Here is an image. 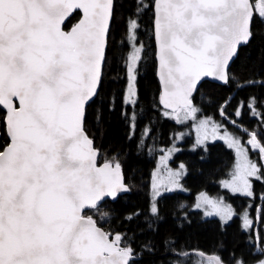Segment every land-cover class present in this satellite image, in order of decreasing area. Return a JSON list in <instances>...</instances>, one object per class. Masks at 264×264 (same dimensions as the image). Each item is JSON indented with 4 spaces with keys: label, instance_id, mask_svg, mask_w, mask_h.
<instances>
[{
    "label": "snow or ice",
    "instance_id": "obj_1",
    "mask_svg": "<svg viewBox=\"0 0 264 264\" xmlns=\"http://www.w3.org/2000/svg\"><path fill=\"white\" fill-rule=\"evenodd\" d=\"M143 7L141 0L138 11ZM150 7L164 115L195 116L206 78L230 82V62L255 37L254 22L264 24V0H151ZM116 10V0H0V264H139L121 234L89 214L107 216L103 202L130 191L119 162L97 165L98 150L84 127L103 85ZM76 12L79 19L66 28ZM138 29L137 19L127 21L134 42ZM141 50L134 47L125 61L126 104L137 103ZM247 107L255 114L254 103ZM247 134L264 160V142ZM230 146L246 157L234 137ZM184 167L169 171L171 188L181 187ZM253 180L264 183V166L247 161L224 187L253 197ZM203 203L212 209L205 215L223 223L232 216L223 201L203 197ZM151 212L158 217L156 204ZM150 254L146 246L140 255ZM234 264L244 261L234 258Z\"/></svg>",
    "mask_w": 264,
    "mask_h": 264
},
{
    "label": "trees",
    "instance_id": "obj_2",
    "mask_svg": "<svg viewBox=\"0 0 264 264\" xmlns=\"http://www.w3.org/2000/svg\"><path fill=\"white\" fill-rule=\"evenodd\" d=\"M140 2L116 0V17L111 23L108 36L103 85L100 94L87 107L84 125L87 136L94 141L95 148L100 152L99 163L119 162L124 182L130 191L116 200L106 199L103 202L102 210L108 213L107 216L89 214L94 215L104 230L119 232L124 243L136 250L139 264H195V259H199L193 253L195 251L216 255L224 264H234V258L242 259L244 263L255 262L260 258V255L255 258L253 256L256 255L253 253L255 238L251 232L246 233L241 229L239 218L222 225L217 219L203 218L189 209L192 196L197 192L204 189L220 193V182L234 165L232 151L221 143L209 145L206 151L181 154L178 159L183 157L187 161L186 186L190 188L191 195L164 196L157 202L158 217L150 211L148 178L154 160L147 158V147L167 146L172 124L170 120L164 119L158 101L159 85L155 77L151 35V0H142L145 7L138 11L137 5ZM78 19L79 12H76L65 27H70ZM129 19H137L139 22L136 33L140 39L136 37V41L145 48V52L138 78L137 103L132 109L127 107L123 111L119 79L123 72V52L126 50L124 37L132 40L126 32ZM253 31L255 37L241 48L239 56L230 67V82L225 85L203 82L195 99L196 107L201 110L200 115L235 133L241 143L246 141L247 133L237 127L247 132H256L258 139L264 142V24L254 22ZM249 103L255 104V114L247 107ZM237 109L241 110L240 116H236ZM127 112H131L137 122L133 131L128 125ZM143 127L149 131L146 137L143 134L140 144ZM4 139L0 135V143ZM191 143L192 140L188 138L184 146ZM255 160L259 162L258 155ZM253 189L257 197L262 196L264 183L254 180ZM184 204H187L185 208ZM263 226L264 209L260 213L258 234V245L261 248L264 247ZM146 246L151 248V254L141 256Z\"/></svg>",
    "mask_w": 264,
    "mask_h": 264
},
{
    "label": "rangeland",
    "instance_id": "obj_3",
    "mask_svg": "<svg viewBox=\"0 0 264 264\" xmlns=\"http://www.w3.org/2000/svg\"><path fill=\"white\" fill-rule=\"evenodd\" d=\"M145 5V4H144ZM127 25V22H126ZM127 32V36L130 34ZM136 35V33H135ZM138 39H140V37H137ZM127 42L130 45V47L126 46V49L130 50V54L129 56L134 52V47H140V44H138L137 41H133L127 38ZM144 54V50L142 49L141 51V57ZM128 58V55H127ZM143 57L141 58V60L138 62V64L142 61ZM126 66V64H125ZM126 74V71H125ZM137 77V76H136ZM136 83H137V78H136ZM123 85L125 86L124 88H122V92H121V99L124 100L125 99V94L127 91V87H128V79H127V74H126V79L123 83ZM136 87V85H135ZM126 104V103H125ZM128 105L129 108L132 109V107H134L136 104H126ZM201 110L198 109L197 113L195 114V116H188L185 117L183 113L180 114L179 119H177L176 115H170L169 118L175 122L180 123L181 128L179 131H177L169 140V144L165 147L160 148L159 152L156 153V157L154 158L155 155V151H154V146L151 147H147V158L154 160V166L151 169L150 173H149V178H148V194H149V199H150V211H151V207L153 204H156L157 206V202L164 196L167 195H172V194H182V195H186V196H190L191 195V190L190 188H188L186 186V178L188 175V167H187V161L185 158H180L178 159V157L181 154H185V153H195L197 151H206L208 149L209 145H212L214 143H221L223 144L226 148L230 149L233 153L234 156V165L233 167L230 169V173L228 174V177H225L221 182L220 185L222 187V192L221 193H216V192H210V191H206V190H201L199 192H197L196 194H194L192 196L191 199V203L189 204V209L191 212L197 213L200 216H202L203 218L206 219H217L222 225H226L228 223H230L233 220L234 216H239L241 218V229L248 233L251 232L253 234V237L255 238V250L254 253L256 254H260V258L258 261L256 262H247L244 264H260L261 261H264V252H262V249H264V247L260 248V246H258L259 244V227H260V211H261V206L262 203L264 202V197L263 195L261 197H259L258 203L256 205V210L253 213V216L251 217L248 214V209L247 207H244L247 202L244 199V197H248V196H244L241 194H234L232 193L229 189L224 187V184L226 182H229L232 180L233 178V174L234 172L237 170V168L242 165L243 163H246L247 161H251L254 163H257V165L259 166H264V160L261 159V153L259 152L258 148H253L251 146V144L248 143L250 137L247 134V138H246V144L248 145V148L250 150V154L248 155V152L244 149V147H242L241 141L239 139V137L233 133L232 131H229L227 129H224L223 127H221V125H219L217 122H215L214 120L204 117L202 115H200ZM129 116V120H128V125L131 131H133L136 126H137V122L134 119L133 114L130 113H126ZM203 121H207L208 122V127L205 129L203 127H201V122ZM228 123H231L230 120L227 119ZM213 126H215V132L213 131ZM240 131L245 132L244 129L237 127ZM147 128L143 127L141 130V136L139 138V143L142 144V140H143V134L146 137L148 134H146ZM224 133H227L228 136L226 137L224 135ZM248 133V132H247ZM205 136H207V139H205ZM235 138L236 140H238L241 144V147L243 150L246 151V157L241 156L238 152L237 149L234 147L230 146V140L231 138ZM189 138L192 140V143L190 145L187 146H182V144L185 142V139ZM198 141H200V143L198 144ZM151 144H154L153 142ZM256 154V155H254ZM258 155L259 158V162H257L255 160V157ZM154 158V159H153ZM254 160V161H253ZM102 162V161H101ZM105 163V162H102ZM259 163V164H258ZM183 164L184 170H183V175L180 178V188H171L170 185L167 184V181L169 179V171L172 172H176L177 170L180 169V165ZM166 187L171 188L170 191H165L164 189ZM160 190V195H157V190ZM207 197L209 199L212 200H216V201H223L224 205L230 206L231 208V212H232V216L231 218L227 221V223H223L220 219L219 216L217 215H205V212H212V209L209 208L206 204L203 203V197ZM233 197H238L240 199H236ZM197 204H200V207H197ZM187 204H184L183 207H185ZM152 213V212H151ZM245 219H247L249 221L248 226H245ZM264 227V226H263ZM263 237H264V233H262ZM195 264H212V262L210 260H206V259H195Z\"/></svg>",
    "mask_w": 264,
    "mask_h": 264
},
{
    "label": "flooded vegetation",
    "instance_id": "obj_4",
    "mask_svg": "<svg viewBox=\"0 0 264 264\" xmlns=\"http://www.w3.org/2000/svg\"><path fill=\"white\" fill-rule=\"evenodd\" d=\"M136 37H140L139 35H138V33H136ZM128 40H127V38H125L124 37V45L125 46H128V47H130V45L128 44V42H127ZM153 43H154V41H153ZM121 44V43H120ZM126 49V48H125ZM142 49L144 50V52H145V48H143L142 47ZM142 51V50H141ZM129 54H130V50H128V49H126V50H124V52H123V58H122V61H121V69H122V76L120 77V85H121V87L122 88H124L125 86L123 85V83H124V81H125V79H126V74H125V61L128 59L127 58V55H128V57H129ZM143 57V56H142ZM142 63H143V61H141L139 64H138V70H137V73H136V76H137V83H136V88H137V86H138V78L140 77V75H141V65H142ZM155 70H156V66H155ZM156 77V76H155ZM159 85V84H158ZM159 94H160V89H159ZM158 101H159V96H158ZM122 102H123V106H124V109H123V111L125 110V109H127V107H128V105H126L125 104V102H124V100H122ZM133 108V107H132ZM162 110V109H161ZM162 115H163V117H164V119L165 120H170V123L172 124V131H171V134H170V136H169V138L167 139V141H168V143H169V140H170V138L177 132V131H179L180 130V128H181V124L180 123H178V122H175V121H173V120H171L170 118H169V116H166V115H164V112H162ZM238 129V128H237ZM145 137V136H144ZM145 139V138H144ZM188 140V138H186L185 139V142ZM185 142L182 144V146H184V144H185ZM242 144V147H244V149L248 152V155L250 154V150H249V148H248V145L246 144V141H244V142H242L241 143ZM160 148H162V147H157V146H155L154 145V151H155V155H154V158L156 157V153H158L160 150ZM254 155H256V154H254ZM153 158V159H154ZM226 177H228V175H225ZM254 181V180H253ZM219 190H220V193L223 191L222 190V187H221V185L219 186ZM255 193V192H254ZM262 195H263V197H264V192L262 193ZM261 196V195H260ZM259 196V197H260ZM259 197H257V195H256V193H255V195L253 196V197H244V199H242V200H246L247 201V204L244 206V207H247V209H248V214L252 217L253 216V213L255 212V210H256V205H257V203H258V200H259ZM264 209V202L262 203V206H261V210H263ZM260 213H261V211H260ZM234 218H239L240 219V221H241V218L240 217H238V216H234L233 217V219ZM250 233V232H249ZM261 248V247H260ZM260 254H256V255H253L254 256V258H255V256L257 257V256H259ZM259 260V257L255 260V262L256 261H258Z\"/></svg>",
    "mask_w": 264,
    "mask_h": 264
},
{
    "label": "water",
    "instance_id": "obj_5",
    "mask_svg": "<svg viewBox=\"0 0 264 264\" xmlns=\"http://www.w3.org/2000/svg\"><path fill=\"white\" fill-rule=\"evenodd\" d=\"M153 41H154V40H153ZM154 48H155V43H154ZM235 59H236V58H234V59L230 62L228 72H229L230 67H231V65H232V63L234 62ZM155 66H156V62H155ZM155 76H156L157 82H158V84H159L160 95H161V85H160V82H159L158 76H157V74H156V70H155ZM204 82H210V83H214V84H218V85H225V83L218 82V81H214V80H212V79H210V78H206ZM160 95H159V105H160V107L163 109V107H162V105H161V103H160ZM163 110H165V109H163ZM165 111H166V110H165ZM167 111H170V110H167ZM98 157H99V151H98V156H97V165H98V166H102L104 163L99 164V163H98ZM121 172H122V169H121ZM122 176H123V172H122ZM123 180H124V177H123ZM126 185H127V184H126ZM123 194H124V193H123ZM121 195H122V194H121ZM108 199H111V198H108ZM197 254H198L199 256H201L202 258L206 259V260H211V261L213 262V264H214V259H213V258H219V257H217V256H215V255H206V254H203V253H200V252H197ZM219 259H220V258H219Z\"/></svg>",
    "mask_w": 264,
    "mask_h": 264
}]
</instances>
